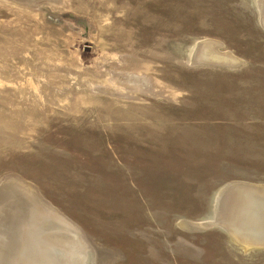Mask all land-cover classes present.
<instances>
[{
  "label": "rangeland",
  "instance_id": "374dc122",
  "mask_svg": "<svg viewBox=\"0 0 264 264\" xmlns=\"http://www.w3.org/2000/svg\"><path fill=\"white\" fill-rule=\"evenodd\" d=\"M203 40L239 64L193 65ZM9 177L75 224L85 264H264L184 225L210 220L221 187L264 190L254 0H0V188Z\"/></svg>",
  "mask_w": 264,
  "mask_h": 264
},
{
  "label": "bare ground",
  "instance_id": "6f19581e",
  "mask_svg": "<svg viewBox=\"0 0 264 264\" xmlns=\"http://www.w3.org/2000/svg\"><path fill=\"white\" fill-rule=\"evenodd\" d=\"M254 3L264 27V0ZM217 47V43L207 40L197 42L189 55L191 63L224 60L229 67L239 64L229 54L218 55ZM3 183L6 187L0 190V205L9 211L0 215V264H85L87 244L75 224L47 202L38 201L35 192L22 181L9 177ZM251 187H229L227 192L221 187L214 196L210 220L184 225L219 228L245 251L264 249V190Z\"/></svg>",
  "mask_w": 264,
  "mask_h": 264
},
{
  "label": "water",
  "instance_id": "95a60500",
  "mask_svg": "<svg viewBox=\"0 0 264 264\" xmlns=\"http://www.w3.org/2000/svg\"><path fill=\"white\" fill-rule=\"evenodd\" d=\"M9 1H12V2H15L17 4H23V5H27V6H33L37 1L39 0H9ZM4 187H6L5 184H2L1 188L0 189H3ZM229 187H234V188H240V189H243V188H247L249 190V188H252L250 185H242V184H230L228 185L226 188H225V192H227V189ZM224 191L222 192V194L224 193ZM224 196V195H223Z\"/></svg>",
  "mask_w": 264,
  "mask_h": 264
}]
</instances>
